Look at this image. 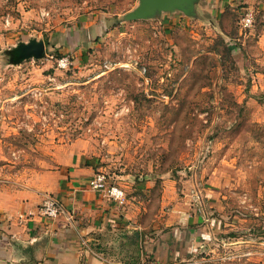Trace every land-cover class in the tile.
<instances>
[{
	"label": "rangeland",
	"instance_id": "rangeland-1",
	"mask_svg": "<svg viewBox=\"0 0 264 264\" xmlns=\"http://www.w3.org/2000/svg\"><path fill=\"white\" fill-rule=\"evenodd\" d=\"M139 4L0 0V191L52 170L56 152H85L127 199L156 211L172 183L209 209L201 264H256L264 0H199L193 15L128 18ZM32 43L44 55L16 61Z\"/></svg>",
	"mask_w": 264,
	"mask_h": 264
},
{
	"label": "crops",
	"instance_id": "crops-1",
	"mask_svg": "<svg viewBox=\"0 0 264 264\" xmlns=\"http://www.w3.org/2000/svg\"><path fill=\"white\" fill-rule=\"evenodd\" d=\"M56 153L52 170L0 191V264H201L210 218L195 196L183 199L167 183L156 211L135 197L120 204L90 185L97 157ZM49 196L63 206L54 219L39 212ZM255 245L251 259L264 264V242Z\"/></svg>",
	"mask_w": 264,
	"mask_h": 264
},
{
	"label": "water",
	"instance_id": "water-1",
	"mask_svg": "<svg viewBox=\"0 0 264 264\" xmlns=\"http://www.w3.org/2000/svg\"><path fill=\"white\" fill-rule=\"evenodd\" d=\"M199 0H140L139 6L130 14V19H149L158 13L181 10L182 12L193 15L195 14L196 4ZM44 44L32 43L23 45L19 50L14 51L15 60L19 61L25 58H41L44 55Z\"/></svg>",
	"mask_w": 264,
	"mask_h": 264
},
{
	"label": "built area",
	"instance_id": "built-area-1",
	"mask_svg": "<svg viewBox=\"0 0 264 264\" xmlns=\"http://www.w3.org/2000/svg\"><path fill=\"white\" fill-rule=\"evenodd\" d=\"M249 20V19H248ZM68 60L64 59L59 61V66H68ZM92 189L105 191L114 200L123 204L127 198L124 190L116 186H108L106 177L102 173L94 176L93 180L90 182ZM63 211V206L54 196H49L43 204L40 206L39 212L43 217L54 219L58 217Z\"/></svg>",
	"mask_w": 264,
	"mask_h": 264
}]
</instances>
